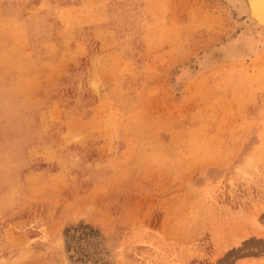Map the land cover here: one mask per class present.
<instances>
[{"label": "rangeland", "instance_id": "374dc122", "mask_svg": "<svg viewBox=\"0 0 264 264\" xmlns=\"http://www.w3.org/2000/svg\"><path fill=\"white\" fill-rule=\"evenodd\" d=\"M228 8L0 0V264H264V52L202 62Z\"/></svg>", "mask_w": 264, "mask_h": 264}, {"label": "bare ground", "instance_id": "6f19581e", "mask_svg": "<svg viewBox=\"0 0 264 264\" xmlns=\"http://www.w3.org/2000/svg\"><path fill=\"white\" fill-rule=\"evenodd\" d=\"M225 1L231 10L235 9L238 12L237 17L245 14L246 20L240 21L243 28L235 37L221 42L220 45L214 47L213 52H209L205 57H202L203 63L215 57L220 60L216 65L232 66L247 62V59H255L264 52V0ZM237 22L239 23V21ZM242 241L236 239L233 242L237 246Z\"/></svg>", "mask_w": 264, "mask_h": 264}]
</instances>
